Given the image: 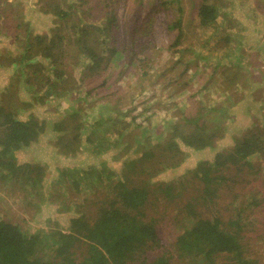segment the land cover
<instances>
[{
  "label": "rangeland",
  "instance_id": "obj_1",
  "mask_svg": "<svg viewBox=\"0 0 264 264\" xmlns=\"http://www.w3.org/2000/svg\"><path fill=\"white\" fill-rule=\"evenodd\" d=\"M49 1L61 8L66 3L74 4L78 9L73 15L76 26L63 23L55 11H49L46 7ZM0 3L7 22L14 13L23 14L30 30L41 38L33 44L55 46V52L65 56L54 65H67L60 69L51 66L42 50L35 55L39 58L37 63L31 62L33 57L27 61L28 71L21 73L20 67L11 61L0 64V102L9 107V98L16 101L18 106L9 108L18 120L34 117L44 123L38 139L15 154L18 164H37L45 171L41 185L35 187L46 191V200L39 211H33L24 201L28 191H17L11 184L2 186L0 182V215L12 218L32 233L65 230L73 216L71 211L78 208L75 204L66 209V202L63 206L62 202L51 201L50 194L56 199L64 191L57 179L66 168L81 170L108 162L114 169L111 174H120L125 163L138 156L139 144L142 149L151 146L160 150L180 146L182 155L177 161L182 162L164 169L158 179L176 178L182 186L180 176L192 179L195 176L192 171L201 163L211 162L218 153L230 150L237 135H245L256 124L264 126V0H0ZM204 4L219 9L217 19L209 26L202 25L199 15ZM81 20L87 28L97 21L98 27H90L92 32L82 35L78 26ZM104 26H108L107 33ZM18 43L10 33L0 31V55L20 56L26 47ZM36 66L38 69L34 70ZM54 68L63 74L61 82H66L59 84L58 91L44 80V76L51 75L55 81ZM35 75L40 78L32 77ZM40 98L45 103H37ZM197 116L201 124H208L212 132L219 134L214 147L194 150L173 131L174 125L181 126L175 131L195 128L196 124L190 120ZM120 120H125L128 129L122 138L117 135V130L123 128ZM104 130L109 134H104ZM103 134L113 146L94 155L87 140L98 142ZM79 145L84 149H79ZM255 170L258 173H253L252 178L246 175V179H253L251 185H260L264 180V158L257 160ZM142 178L149 179L150 175ZM104 184L101 181L91 184L99 189V193L91 196L87 188L90 183H82L86 200L81 202V209L87 215L95 217L98 208L95 204L98 198H104L109 186ZM243 186L228 184L227 190L221 192L220 203L209 204L211 213L225 210L219 206L230 204L234 208L242 199L246 201L250 189H242ZM186 188H177V192H184L182 199L189 195ZM191 189L197 186L192 184ZM260 189L264 187L260 185ZM261 196L264 197V190L259 200H263ZM35 198L40 200L38 196ZM92 200L96 203L92 204ZM165 201L159 195L149 203L148 211L153 212L150 216L157 217L162 237L172 241L180 228L172 220L176 210ZM262 205L251 215L252 231L245 237L244 247L246 258L259 259L257 264H264V236L259 224L264 220ZM217 264L240 263L224 254Z\"/></svg>",
  "mask_w": 264,
  "mask_h": 264
},
{
  "label": "trees",
  "instance_id": "obj_2",
  "mask_svg": "<svg viewBox=\"0 0 264 264\" xmlns=\"http://www.w3.org/2000/svg\"><path fill=\"white\" fill-rule=\"evenodd\" d=\"M47 3L48 10L55 11L59 20L63 19V23L76 26V18L73 15L78 9L74 4L66 3L67 6L61 8L58 5L53 6L51 1ZM3 8L0 3V31L10 33L13 40L26 48L25 52L17 57L9 54L0 55L4 57L0 58V64L11 61L12 64L20 67L22 73L26 69L27 61L32 57L31 62H38L39 58L35 55L42 50V55L46 53L45 57L49 59L51 66L57 69L67 66L54 65L65 56L61 53L57 54L55 46L50 43L33 44L34 40L38 39L40 42L41 38L39 34L36 35L30 30L29 21L25 20L23 14L17 16L14 13L12 19L7 22ZM199 15L202 25L209 26L217 19L219 9L215 5L204 4ZM80 23L78 26L82 35L91 33L90 27H98L97 21L91 23L88 28L83 26L82 20ZM172 28H175V25ZM107 30L108 26H104L103 31L107 33ZM90 48L87 50L91 54ZM37 67L34 70H37ZM55 68L53 69L56 73L55 81L52 80L51 75L44 76V80L58 91L59 84L66 82H61L63 74ZM39 75L32 77L38 79ZM42 98L37 99V103H45L46 100ZM3 102H0V182L2 186L11 184L17 191L20 189L28 191L29 196L25 195L24 201L37 212L44 198L46 200V191L44 188L35 187L41 185L45 171L37 164L26 166L18 164L15 154L38 139L44 123L33 119L34 117L29 120H18L13 109H10L14 104L18 106V103L9 98V108L3 105ZM18 112H21L20 108ZM199 120V116L190 120L196 124L193 129L175 131V128L181 127L179 125H174L172 129L180 135L186 146L194 150L214 147L219 134L217 131L212 132L208 124H201ZM119 122L123 128L117 130V135L122 138L128 129L125 120ZM103 133L109 134L105 130ZM104 134L98 142L87 140L89 142L87 146L94 155L108 151L113 146L107 143L108 138ZM173 143L178 145L177 141ZM80 145L79 149L83 147ZM140 148L142 149L141 144L136 152L138 156L127 161L120 174H111L114 169L108 162L81 170L66 168L59 173L57 184L59 183V188L64 191L56 199L50 194L51 201L62 202L63 206L66 202V209H70L75 204L78 207L71 211L73 216L70 217L65 230L56 228L32 233L19 222L1 214L0 264H180V262L181 264H217L218 258L224 254L240 264L259 262L257 258H246L244 247L245 237L252 231L249 228L253 222L251 215L256 214L264 203L263 196H261L263 200H259V195L264 190L260 189V185L264 187V180L260 185H251L253 179L247 180L246 175L252 178L253 173L257 174L255 170L257 160L264 158L263 124H256L243 136L237 135L236 142L230 150L218 153L214 160L201 163L192 171L202 181L197 180L193 175L192 179L187 175L180 176L182 186H179L176 178L171 181L158 179V174L164 172V169L173 168L182 162V160L177 161L182 155L180 146L176 149L162 147L163 150L146 146L142 149L143 152ZM161 157L164 159H160ZM22 169L24 172H21ZM153 169L157 170L154 174L151 172ZM149 175V179L142 178ZM87 181L90 183L87 188L91 196L99 193V189L91 184L101 181L102 186L105 185L104 183L109 185L106 186L104 198H98L97 204L92 200L94 202L92 204L98 205L95 217L87 215V212L81 209L83 207L81 202L86 200L83 197L82 183ZM232 182L233 185H244L242 189H250L248 199L246 201L242 199L234 208L230 204L219 206L225 210H216V213L212 214L208 208L209 204L220 203L221 192L227 190V185L231 186ZM192 184H195L197 189H191ZM178 187H187L189 192L187 199L181 198L184 192H177ZM28 188L34 191L29 193ZM159 195L166 200V203H171L176 210L172 220L180 231L172 241H166L162 237L157 217L150 216L153 212L148 211L149 203L153 199L156 201ZM261 221L258 222L262 226V236H264V220Z\"/></svg>",
  "mask_w": 264,
  "mask_h": 264
}]
</instances>
